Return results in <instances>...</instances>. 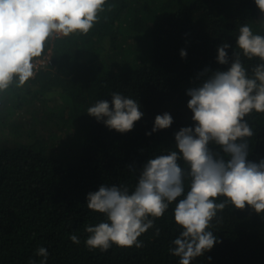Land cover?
I'll use <instances>...</instances> for the list:
<instances>
[{
  "label": "trees",
  "instance_id": "trees-1",
  "mask_svg": "<svg viewBox=\"0 0 264 264\" xmlns=\"http://www.w3.org/2000/svg\"><path fill=\"white\" fill-rule=\"evenodd\" d=\"M261 16L254 0H106L88 34L51 39L40 57L50 63L23 87L0 92V264H40L41 246L47 264H178L169 254L180 231L175 202L155 220L160 235L150 229L139 238L143 248L102 252L85 245V225L104 219L87 208V194L102 184L131 189L137 174L129 166L139 171L175 149V133L192 125L186 90L205 68L227 70L216 62L217 49L228 43L231 57L240 26L264 35ZM243 62L251 70L260 61ZM113 92L137 100L144 112L130 132L109 130L87 114L97 101L111 102ZM165 112L173 124L146 135ZM245 119L254 132L248 159L258 162L264 113ZM218 215L222 222L212 230L220 243L192 264H264V214L229 205Z\"/></svg>",
  "mask_w": 264,
  "mask_h": 264
},
{
  "label": "clouds",
  "instance_id": "clouds-1",
  "mask_svg": "<svg viewBox=\"0 0 264 264\" xmlns=\"http://www.w3.org/2000/svg\"><path fill=\"white\" fill-rule=\"evenodd\" d=\"M254 3L264 23V0ZM105 4L106 0H0V92L14 83L23 87L34 77L42 62L38 58L51 39L88 34ZM230 48L223 43L217 49L216 62L227 70L205 68L186 90L192 125L175 133V149L149 158L139 171L129 166L130 173L137 174L131 189L102 184L87 194V208L104 217L84 227L89 250L106 252L113 245L143 248L139 238L150 229L158 237L155 220L175 202L174 221L180 231L169 254L179 258L178 264H192L220 243L212 229L222 222L218 213L226 207L247 206L264 214V159H248V138L254 132L245 119L253 111L264 113V35L254 34L245 23L231 57ZM180 56L186 58V50L181 49ZM243 58L260 62L249 70ZM87 114L122 134L144 117L138 101L119 92L111 94V102L97 101ZM173 122L170 113L159 114L146 135L168 129ZM70 240L80 243L76 234ZM36 255L42 258L40 264H47L45 247Z\"/></svg>",
  "mask_w": 264,
  "mask_h": 264
},
{
  "label": "rangeland",
  "instance_id": "rangeland-1",
  "mask_svg": "<svg viewBox=\"0 0 264 264\" xmlns=\"http://www.w3.org/2000/svg\"><path fill=\"white\" fill-rule=\"evenodd\" d=\"M38 60H39V61H42V64L40 65V66H42L41 69H42V68H45V67L50 63V61H49L50 58H49V57H45V56H44V57H42V58H38ZM35 74H36V71H35ZM7 105H9V104H7Z\"/></svg>",
  "mask_w": 264,
  "mask_h": 264
},
{
  "label": "built area",
  "instance_id": "built-area-1",
  "mask_svg": "<svg viewBox=\"0 0 264 264\" xmlns=\"http://www.w3.org/2000/svg\"><path fill=\"white\" fill-rule=\"evenodd\" d=\"M41 64H42V62L37 63V66L35 69L36 73L41 69V67H42V66H40Z\"/></svg>",
  "mask_w": 264,
  "mask_h": 264
}]
</instances>
